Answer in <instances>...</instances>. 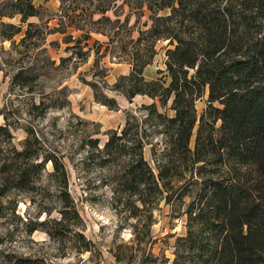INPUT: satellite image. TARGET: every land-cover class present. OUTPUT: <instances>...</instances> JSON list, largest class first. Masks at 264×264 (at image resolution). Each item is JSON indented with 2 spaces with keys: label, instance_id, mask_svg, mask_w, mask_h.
<instances>
[{
  "label": "trees",
  "instance_id": "trees-1",
  "mask_svg": "<svg viewBox=\"0 0 264 264\" xmlns=\"http://www.w3.org/2000/svg\"><path fill=\"white\" fill-rule=\"evenodd\" d=\"M33 1L0 0V42H9L15 54L33 51L31 60L41 62L39 69L19 67L8 79L5 96L30 95L39 70L54 65L45 49H39L49 35L61 36L67 54L54 70L69 61L84 62L90 53L94 62L104 57L125 62L128 73L117 77L110 90L128 102L141 96L151 103L138 107L141 117L125 113L118 135L110 132L101 147L100 163L124 154L128 141L129 164L116 177L121 192L142 206L159 198L181 205L189 198L182 211L184 234L174 241L170 264H264V0H121L115 9L117 0H54L56 12L44 20L42 7ZM133 11L134 24L145 13L148 20L135 38L129 24ZM30 18L38 23L28 22ZM92 36L105 41L89 45ZM160 41L166 42L164 70L158 71L164 75L147 81L142 72ZM48 46L59 48L53 41ZM93 97L109 110L117 108L112 98ZM203 97L205 107L196 116L195 102ZM167 104L171 116L157 110L165 111ZM66 105L57 99L30 101L24 114L36 118ZM20 116L5 103L0 108V220L25 237L38 231L59 245L72 243L78 253L90 252L92 244L78 232L80 218L65 191L63 164L50 152L42 154L29 125L23 127L19 148L12 144L11 130L19 128ZM154 135L160 139L158 149L151 143ZM146 146L151 165L142 155ZM42 174L58 180L56 194L36 186ZM174 183L181 185L175 188ZM36 196L41 203L49 197L60 204L56 218L49 217L55 208L40 204L35 207L45 216L41 221L18 214V197L34 206ZM167 262L148 253L138 264ZM0 264L59 263L9 253Z\"/></svg>",
  "mask_w": 264,
  "mask_h": 264
},
{
  "label": "rangeland",
  "instance_id": "rangeland-1",
  "mask_svg": "<svg viewBox=\"0 0 264 264\" xmlns=\"http://www.w3.org/2000/svg\"><path fill=\"white\" fill-rule=\"evenodd\" d=\"M33 3L42 7L43 20L54 14L58 5L54 0L46 4L43 0H34ZM120 3L121 0H117L113 9ZM123 10L126 12L127 8L123 7ZM134 14L133 11L129 21V24L133 23V38L136 37V30L146 28L142 26L143 23L148 25L147 13L137 19L135 24ZM105 15L111 20L114 19L111 12ZM122 17L120 16V20ZM11 21L16 23L17 19ZM28 22L38 23V20L30 18ZM54 24L55 21L52 20L47 26L51 28ZM20 37L21 34L14 36L13 41L17 43ZM93 40L105 41L100 36H92L89 45ZM51 41L58 44L57 50L48 46ZM165 45L166 42L162 41L155 44L156 55L142 72L145 80H153L164 75L158 71L164 70ZM42 48L54 65L39 70L40 77L33 93L26 95L13 92L5 96L8 79L19 67L34 65L39 69L41 62L31 60L33 51L23 52L19 48L18 51L22 53L15 54L9 42H0V108L5 103L12 112L16 110L21 114L19 128L11 130L12 144L16 148H19L25 138L23 127L29 125L41 146L42 154L50 152L63 164L67 176L65 191L80 218L78 232L85 241L92 244V247L90 252L78 253L76 246L66 240L64 244L59 245L38 231L25 237L0 220V258L3 254L12 253L18 256H42L59 264H138L140 256L149 253L152 257H156L158 262L162 258H167V264H170L174 241L184 234L182 211L183 205L189 201V198L184 197L181 205L174 206L159 198L154 203L142 206L133 195L128 196L121 192L116 177L124 166L129 164L127 151L130 142L128 141L125 143L124 154L104 165L100 163L102 159L100 149L108 134L114 131L118 135L126 112H135L141 117L142 113L137 111L138 107L142 104H150L151 100L136 96L128 102L110 90L117 77L126 75L129 71V66L123 61L104 57L94 62V56L90 53L84 62L69 61L65 63L64 68L54 70L52 68L59 63V58L67 56L63 51L61 36L57 34L47 36L44 45L39 49ZM101 74L105 76L101 78ZM94 94L98 99L100 95L112 98L117 108L107 109L95 101ZM54 99L65 100L67 105L59 110H48L43 116L36 118L24 114L29 108L30 101L36 104L39 100L47 103ZM204 99L205 97L195 102L196 116L205 107ZM168 104L165 111L157 107L158 112L171 116ZM143 127L146 128L147 125L144 124ZM153 138L151 143L158 149L156 140L160 139L157 135ZM89 140L95 141L96 144L89 143ZM142 155L144 160L150 161L148 146L144 147ZM149 164L151 165L150 162ZM45 171H51L49 164H46ZM37 183L36 186L40 190L47 188L51 195L59 190L58 180L49 178L45 174H42ZM180 185L181 183H174L175 188ZM193 190L194 188L190 189L191 194ZM148 198L152 200V197ZM33 200L34 206L28 205L27 198L18 197L17 212L21 217L36 221L44 219V214L38 215L39 208L35 207L37 204L55 208L51 209L49 217H57L56 210L60 208V204L54 199L50 202V198L47 197L43 200L45 203H41L36 196Z\"/></svg>",
  "mask_w": 264,
  "mask_h": 264
},
{
  "label": "crops",
  "instance_id": "crops-1",
  "mask_svg": "<svg viewBox=\"0 0 264 264\" xmlns=\"http://www.w3.org/2000/svg\"><path fill=\"white\" fill-rule=\"evenodd\" d=\"M41 1H42V0H41ZM50 2H52V0H49V1L45 2V4H46V3H50Z\"/></svg>",
  "mask_w": 264,
  "mask_h": 264
}]
</instances>
